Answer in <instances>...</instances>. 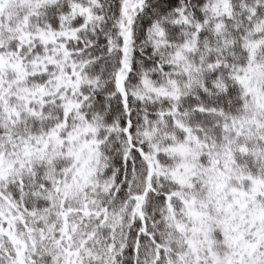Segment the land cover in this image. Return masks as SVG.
<instances>
[{"label": "snow or ice", "instance_id": "1", "mask_svg": "<svg viewBox=\"0 0 264 264\" xmlns=\"http://www.w3.org/2000/svg\"><path fill=\"white\" fill-rule=\"evenodd\" d=\"M0 264H264V0H0Z\"/></svg>", "mask_w": 264, "mask_h": 264}]
</instances>
